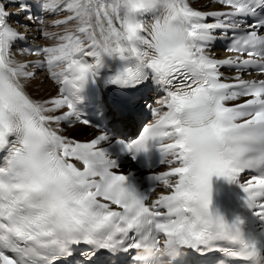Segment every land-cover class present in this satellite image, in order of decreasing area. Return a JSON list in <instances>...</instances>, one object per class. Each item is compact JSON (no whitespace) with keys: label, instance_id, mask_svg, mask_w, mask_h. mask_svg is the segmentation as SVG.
Wrapping results in <instances>:
<instances>
[{"label":"snow or ice","instance_id":"snow-or-ice-1","mask_svg":"<svg viewBox=\"0 0 264 264\" xmlns=\"http://www.w3.org/2000/svg\"><path fill=\"white\" fill-rule=\"evenodd\" d=\"M218 2L228 10L203 12L190 0H38L44 14L63 15L52 26L64 30L41 27L56 43L20 50L26 35L0 2V264H110L113 256L120 264L128 253L132 264H177L190 249L264 264V78H243L264 77V0ZM214 32L231 34L235 58L208 53ZM28 54L40 59L17 60ZM108 60L119 67L106 83L160 90L156 119L136 139L116 141L133 161L167 166L148 177L166 190L155 200L153 187L117 171L105 131L79 141L54 127L91 123L78 105ZM34 67L48 70L55 96L27 94ZM224 67L238 73L231 82ZM224 188L239 190L242 211L217 203Z\"/></svg>","mask_w":264,"mask_h":264},{"label":"bare ground","instance_id":"bare-ground-1","mask_svg":"<svg viewBox=\"0 0 264 264\" xmlns=\"http://www.w3.org/2000/svg\"><path fill=\"white\" fill-rule=\"evenodd\" d=\"M15 1V0H13ZM5 6L7 7V11H15L17 14H19V7L18 6H13L11 4H9L8 1H2ZM47 2L49 3H53L55 4L57 2V0H47ZM193 6L195 7H202L203 5H208L209 4V8H216L218 7L217 4H211V0H191ZM222 9V8H221ZM34 15V13H33ZM12 16H10L9 18V23L11 25H13L15 28L20 29L23 33H26L28 30V28L30 30H34L35 28L32 24H30L29 20L28 21V28L22 27L20 24H16L14 22V20L11 18ZM59 19H63V15L60 12H57L55 15H50V14H46V19H45V29L46 30H50V33H60V28L61 27H53V21L55 20H59ZM212 20H209L208 22H210ZM54 40V39H52ZM50 41V40H49ZM56 43V42H55ZM15 50H20V48L17 46L16 44V49ZM14 50V51H15ZM210 54H212V52L209 51ZM34 56H27V55H18L17 56V60L19 62H27L30 59H33ZM37 57V56H36ZM112 61V60H111ZM91 62V61H90ZM109 62L106 61V63ZM63 67V66H61ZM57 71H59V68H57ZM114 73V72H113ZM112 73V74H113ZM47 76H45L44 74H36L35 78L29 83L26 91L27 93H29L31 95L32 98L34 99H46L52 96H55L57 94V89L56 87H54V82L50 79H46ZM140 85H137L135 87H133V90H136V88H138ZM152 93V87L148 86L147 91L145 92H141L139 100L141 101H145V100H149L148 98L144 99V95L150 97V94ZM155 93V92H154ZM134 100H137V98H135ZM105 101L107 102L106 107H108L109 112L106 115V118H108L109 120L112 119L111 123L108 124V127L111 128V130L117 134L119 137L124 138V139H128V137L125 136V134H129V136H135L138 134H135L136 130L138 129V124L142 121L141 119H137L134 117V115L137 116H143L145 115L144 112L140 113V114H135V111L137 110V105H138V101H135L134 103H131L128 99L124 100V101H120L117 98H115V93L113 91H111V98L107 97L105 98ZM112 106V107H111ZM144 119V118H142ZM144 125V124H143ZM142 125V126H143ZM142 128V127H141ZM119 130L121 131V133L119 132ZM68 133H72V134H78L81 137H85V136H89L92 133V130L89 127H86L84 125H75L72 128H68ZM121 264V262H120Z\"/></svg>","mask_w":264,"mask_h":264},{"label":"rangeland","instance_id":"rangeland-1","mask_svg":"<svg viewBox=\"0 0 264 264\" xmlns=\"http://www.w3.org/2000/svg\"><path fill=\"white\" fill-rule=\"evenodd\" d=\"M30 24H31V23H30ZM63 30H64L63 27H61V28H60V31L63 32ZM47 31H48V30H47ZM50 32H51V31H49V33H50ZM55 42H56L55 40H50V41H49V43H50L51 45L54 44ZM153 92H154V90H152V93H151V94H153ZM141 124H142V123H141ZM140 127H141V125L139 124V125H138V129L136 130L135 134L139 131V128H140ZM119 131H120V130H119ZM120 133H121V132H120ZM128 136H129V134L126 135V137H128Z\"/></svg>","mask_w":264,"mask_h":264}]
</instances>
